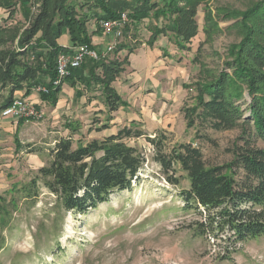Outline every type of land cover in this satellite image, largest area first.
I'll list each match as a JSON object with an SVG mask.
<instances>
[{
    "label": "rangeland",
    "instance_id": "rangeland-1",
    "mask_svg": "<svg viewBox=\"0 0 264 264\" xmlns=\"http://www.w3.org/2000/svg\"><path fill=\"white\" fill-rule=\"evenodd\" d=\"M262 1L187 0L180 13H151L143 20L119 9L114 20L126 14L127 21L121 36L115 37L104 34L105 21L93 17L101 11L82 8L85 3L78 0L76 10L88 20V46L102 54L114 46L99 60L86 58L81 73L90 75L85 67L89 60L118 63L123 71L111 86L124 105L112 111L104 86L97 82L88 87L79 81L72 87L58 77L56 104L43 101L41 94L49 92L38 86L29 95L20 91L14 97L34 106L35 116L3 118L0 113V264H264V237L236 248H228L227 233L197 237L194 229L206 221V213L203 208V216L186 209V174L177 170L172 176L180 184H170L148 141L162 142L165 152L192 144L201 149L207 166L233 161L236 146L244 145L241 129L219 132L202 122L190 127L186 111L197 105L199 84L230 72V50L245 35L241 14ZM41 5L42 0L27 5L16 0L12 11H0V55L19 51L20 39ZM186 30L191 38L180 36ZM58 44L68 51L76 48L68 33ZM95 74L102 76V71ZM8 94L0 84V103ZM245 97L244 109L251 101ZM123 129L144 134L125 140L145 157L139 179L97 210L85 215L66 212L39 173L51 164L57 141L71 138L77 148ZM256 146L264 149V142L258 140Z\"/></svg>",
    "mask_w": 264,
    "mask_h": 264
},
{
    "label": "trees",
    "instance_id": "trees-1",
    "mask_svg": "<svg viewBox=\"0 0 264 264\" xmlns=\"http://www.w3.org/2000/svg\"><path fill=\"white\" fill-rule=\"evenodd\" d=\"M21 1L24 5L29 2ZM186 1L83 0L81 7L100 10L101 15L93 16L97 21L116 19L119 9H128L134 18L143 20L151 13L156 17L180 13V5ZM77 3L78 0H42L40 13L20 39L19 51L0 55V84L9 89L0 103V113L13 102L17 92L29 95L38 86L49 92L41 94L43 101L57 103L53 90L58 79L57 58L69 52L58 40L68 33L71 47L91 43L88 20L76 10ZM15 5L16 0H0V11H12ZM241 18L245 35L230 50L231 60L226 63L230 72L224 70L210 82L199 84L197 105L186 111L190 127L202 122L219 132L241 129L244 145L236 146L233 161L224 166H207L201 149L192 144L165 152L162 142L148 140L155 148L154 161L170 184H180L172 176L177 170L186 174L189 189L182 192L186 209L203 216V208L206 213V221L197 223L194 233L197 237L227 233L228 248L264 237V149L256 146L258 140L264 142V1L241 14ZM187 30L180 36L191 38ZM82 67L72 70L64 82L72 87L79 81L88 87L92 82L103 85L109 108L119 110L124 102L111 85L122 73V66L89 60L85 66L88 77L81 73ZM96 70H101L102 76L95 74ZM246 94L251 101L244 109ZM143 135L123 129L77 148L71 138L59 139L52 150L51 164L39 170L45 188L61 201L66 212L85 215L97 210L112 194L129 191L133 181L139 179L145 157L125 140Z\"/></svg>",
    "mask_w": 264,
    "mask_h": 264
},
{
    "label": "built area",
    "instance_id": "built-area-1",
    "mask_svg": "<svg viewBox=\"0 0 264 264\" xmlns=\"http://www.w3.org/2000/svg\"><path fill=\"white\" fill-rule=\"evenodd\" d=\"M127 21V15L122 14V16L117 20L105 21L101 23V28L104 34L114 35L115 37H120V29L124 26ZM114 50V46H109L107 51L102 54L92 50L88 45H79L76 48L71 49L67 53L61 54L57 59V73L59 79H64L71 74L72 70L81 68L84 60L86 58H91L94 60H99L105 57L111 51ZM58 83V82H57ZM40 91V90H39ZM34 106L29 104L27 100L24 99H14L13 102L3 110V118H22V117H33L35 116Z\"/></svg>",
    "mask_w": 264,
    "mask_h": 264
},
{
    "label": "crops",
    "instance_id": "crops-1",
    "mask_svg": "<svg viewBox=\"0 0 264 264\" xmlns=\"http://www.w3.org/2000/svg\"><path fill=\"white\" fill-rule=\"evenodd\" d=\"M67 46H68V44H67ZM33 97H34V96H31L30 98L33 99Z\"/></svg>",
    "mask_w": 264,
    "mask_h": 264
}]
</instances>
